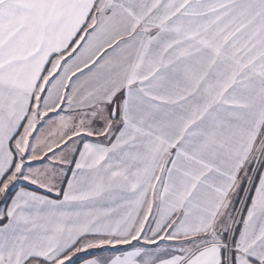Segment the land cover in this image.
Segmentation results:
<instances>
[{
  "label": "snow or ice",
  "instance_id": "obj_1",
  "mask_svg": "<svg viewBox=\"0 0 264 264\" xmlns=\"http://www.w3.org/2000/svg\"><path fill=\"white\" fill-rule=\"evenodd\" d=\"M0 201V264H264V0H0Z\"/></svg>",
  "mask_w": 264,
  "mask_h": 264
},
{
  "label": "crops",
  "instance_id": "obj_2",
  "mask_svg": "<svg viewBox=\"0 0 264 264\" xmlns=\"http://www.w3.org/2000/svg\"><path fill=\"white\" fill-rule=\"evenodd\" d=\"M134 243H136V242H134ZM119 247H122V248H124V247L131 248V245H127V246H119ZM151 247H155V246H151ZM80 255H85V254H80Z\"/></svg>",
  "mask_w": 264,
  "mask_h": 264
},
{
  "label": "rangeland",
  "instance_id": "obj_3",
  "mask_svg": "<svg viewBox=\"0 0 264 264\" xmlns=\"http://www.w3.org/2000/svg\"><path fill=\"white\" fill-rule=\"evenodd\" d=\"M0 203H2V201H0Z\"/></svg>",
  "mask_w": 264,
  "mask_h": 264
}]
</instances>
